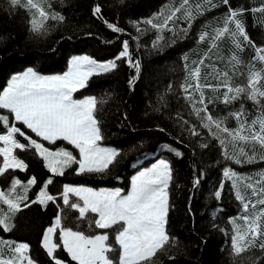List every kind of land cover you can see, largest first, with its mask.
I'll list each match as a JSON object with an SVG mask.
<instances>
[{
	"label": "trees",
	"instance_id": "trees-1",
	"mask_svg": "<svg viewBox=\"0 0 264 264\" xmlns=\"http://www.w3.org/2000/svg\"><path fill=\"white\" fill-rule=\"evenodd\" d=\"M33 2L43 9L47 19L40 16L37 8H26V0H20V4L15 6L10 4V0H0V92L7 87L13 75L28 68L41 75H56L68 70L74 56L88 55L99 62L110 61L118 56L123 50V43L127 41L131 64L128 57L119 59L116 70L93 75L85 88L74 93L76 99L97 98L95 115L103 136L100 145L115 149L120 154L106 174L77 175L74 170L78 165L74 164L66 169L65 175L55 176L49 172L47 162L35 149L16 150L15 154L24 160L28 168L23 171L9 169L0 175V190L10 188L14 179L26 183L35 176L37 184L28 192L29 200L35 199L42 185L52 176L53 182L48 185L47 191L57 199L55 203L49 202L46 208L38 204L25 208L22 203L21 210L12 217L13 230L5 232L0 229V241L26 242L30 245L29 256L35 263L54 264L42 248L41 241L45 229L54 223L59 205L64 209L62 217L66 214L62 222L73 230H77L79 223V230L86 235L107 232L114 248L109 257L118 261L120 251L115 243V233L120 226L112 229L93 226L89 229L87 218L78 222V211L71 209L70 205H63L61 194L64 186L105 187L122 189L127 193L136 173L159 159H165L173 169L168 188L166 226L170 239L152 258L154 264H264V249L259 246L264 237L258 239L255 246H249L239 254L234 252L232 238L235 224H239L243 231L245 225L240 217L246 213L243 202L236 198L237 189L223 177L224 169L231 167L245 177L261 178L264 160L259 158L260 146L255 147L257 159L253 163L238 165L224 158L218 140L201 126L205 113L196 114L202 106L199 103L193 106V101L199 99V90L194 87L196 77L192 75V70L199 67L200 84L216 85L219 81L214 75L227 72L234 87L246 88L245 94L230 104L222 102L226 91L223 86L218 91L203 88L205 103L212 101L208 104L209 113L214 118L227 117V127L238 128V122L229 113L239 111L241 106L244 108L242 120L247 124L257 117L264 118V97L258 96L260 103L257 104L248 99L247 94L250 91L249 79L254 72L261 74L256 87L264 91V62L254 59L256 50L264 48V12L256 11L264 8V0H229V5H224L221 0H212L214 7L207 0H189L188 5H184V0ZM197 5L203 6V15L198 14ZM96 6L101 8L100 15L95 14ZM229 7L242 10L239 18L252 44L241 37V47L237 49L232 38L225 37L212 46V30L223 27ZM176 8L181 11L168 22L167 27L153 29L146 23L152 20L158 25L162 24ZM186 9H190L194 16L190 28L185 18ZM53 14L63 19L53 20ZM109 24L118 26L122 31H113ZM137 25L142 31H137ZM229 26L234 30V24ZM183 28H187L186 33L181 31ZM204 31L210 35L201 41L199 36ZM233 56L238 58V62L232 59ZM137 64L138 67L135 66ZM182 85L193 87L186 93ZM189 93L192 99L187 98ZM0 115L8 116L9 126L14 122V116L8 110H0ZM15 123L51 150L63 147L79 159L78 150L67 142L49 144L25 126ZM193 127L198 135H193ZM256 128L259 129V124ZM213 131H216L214 126ZM0 134H6L2 122ZM17 139L27 143L18 135ZM235 147H244L250 155L253 152L251 144L242 141H237ZM227 150L233 152L232 143L228 144ZM176 152L182 155L177 156ZM2 163L3 157L0 156V166ZM197 177L199 183L194 185ZM221 184L222 194L217 199L215 192L220 190ZM22 192L23 189L18 186L17 193ZM250 192L242 189V194L255 202ZM69 199L70 204H82L72 194H69ZM262 208L264 205H257L253 214H258ZM7 211V206L0 204V212ZM249 212L253 210L250 208ZM88 217L96 218L91 213ZM55 242L60 243L59 231ZM9 255L7 249L2 256L6 258ZM57 257L65 264H76L62 246L57 250Z\"/></svg>",
	"mask_w": 264,
	"mask_h": 264
},
{
	"label": "snow or ice",
	"instance_id": "snow-or-ice-1",
	"mask_svg": "<svg viewBox=\"0 0 264 264\" xmlns=\"http://www.w3.org/2000/svg\"><path fill=\"white\" fill-rule=\"evenodd\" d=\"M122 2V0H121ZM212 5V0H207ZM224 5H229V0H221ZM11 5H19L20 0H10ZM189 0H184V5H188ZM213 7L215 5H212ZM26 8H37L40 16L47 19V14L33 0H26ZM196 10L199 15L204 14L203 6L197 5ZM95 14H101V8L96 6ZM181 11L180 8L174 9L162 24L154 23L152 20L146 21L153 29L167 27L168 22ZM264 12V8L256 9ZM242 10L229 11L224 18L222 28L213 29L211 33L212 46L216 41L225 37H231L235 47H241L240 38L243 37L249 44L253 42L247 35L242 19ZM53 20H62L63 17L53 14ZM178 18V17H177ZM187 27H191L194 19L193 12L190 9L185 10ZM234 24V30L229 26ZM115 32H121L118 26L109 24ZM35 27V22H33ZM137 31H142L137 25ZM187 32V28L181 29ZM175 35V33H173ZM210 33L204 31L200 34L199 40L204 41ZM254 46V45H253ZM128 42L123 43V50L117 57L107 62H98L97 60L84 55L71 58L70 67L63 74L41 75L28 68L26 71L15 74L11 77L6 88L0 92V110H8L13 114L14 122L9 126L7 115H0V122L6 129V134H0V156L3 157L2 166H0V175L8 172L9 169L27 170L28 165L23 159L19 158L16 150L26 151L29 148L35 149L36 153L46 161V167L50 173L55 176L65 175L66 169L72 165H78L74 171L77 175L85 174H106L109 166L113 165L120 154L115 149L102 147L100 141L103 139L99 121L96 118L97 98L86 97L83 99H74L73 94L79 89L86 87L88 80L101 73H108L117 69V61L128 57L131 64ZM264 62V48L256 50V57ZM238 62L236 56L232 57ZM204 63L203 60L200 61ZM138 67V64L135 65ZM192 75L196 77L194 87L199 90V99L193 101V106L199 103L202 107L196 111L197 116L200 112L205 113L202 117V127L208 129L209 134L216 138L222 146V155L225 159L232 160L235 164L253 163L257 159L255 152L256 145L260 146V159L264 160V118L257 117L251 124L243 121L244 108L241 106L237 112H231L229 115L238 122V128L231 129L227 127L225 121L227 117L214 118L208 110V104L205 103L203 88L209 87L213 91H218L223 86L226 91L223 96V103L230 104L237 100L247 91L243 86H233L228 77V73H217L214 78L219 81L216 85L199 82L200 68L192 70ZM259 72L251 74L249 79L248 99L260 101L257 97H264V91L256 87L260 78ZM193 85H182L184 92L188 93ZM188 99H192L189 93ZM18 122L26 129L30 130L36 137L41 138L49 144H56L57 141H65L78 150L79 159L73 155L72 151L61 147L57 150H51L44 143L33 139L21 127L16 126ZM187 123V121H185ZM259 124L257 130L256 125ZM213 126L216 131H213ZM245 131L247 134H244ZM193 135H198L195 127L192 129ZM222 133L223 135H217ZM24 138L27 143L17 139ZM230 138V140L228 139ZM242 141L251 144L253 152L250 155L244 147L236 149L235 143ZM233 144V152L227 150L228 144ZM207 147V145H204ZM177 156L182 154L176 152ZM243 158V159H241ZM223 177L230 180L232 187L236 188V198L243 202V209L246 213L240 217L243 220L245 228L241 230L239 224H235V235L232 238V247L236 254L246 250L249 246H255L258 239L264 237V208L258 214H253L257 205H264V173L261 178L253 179L245 177L236 172L231 167L225 168ZM173 178V169L169 161L160 159L157 163L148 168H144L136 174L131 180V187L127 193L122 189L115 190H96L86 186L65 185L62 192L63 205L78 211L77 221L88 220V228L93 226L98 229H112L119 225V230L115 233V243L119 246L120 255L117 260L109 257V253L114 251L109 242V234L86 235L84 231L66 226L62 221L66 219V214L62 217L64 209L57 205L58 212L54 223L48 226L42 236L41 246L46 250V254L54 261V264H65L62 259L57 257V250L62 248L68 253L71 260L76 264H154L152 258L157 252L163 249L168 243L169 236L166 231L167 217L169 212V193L168 188ZM52 176L42 185L35 199L29 200V190L37 184L35 176L23 183L20 179H14L10 188L0 190V204L6 205L8 211L0 212V229L5 232H11L14 225L11 223L15 213L21 210L23 203L25 208L38 204L47 207L49 202H56L57 197L50 195L47 191L48 185L52 184ZM199 183V178L194 180V185ZM23 189L22 194L17 193V187ZM223 184L220 190L215 192V197L219 199L222 194ZM242 189L251 190V197L242 194ZM69 194L74 195L79 202L71 203ZM253 212L250 213L249 209ZM94 214L95 219L88 217V214ZM59 231V241L53 239ZM3 243L10 255L8 257L0 256V264H35L29 256L30 245L26 242L0 241ZM260 248L264 249V240L260 242Z\"/></svg>",
	"mask_w": 264,
	"mask_h": 264
},
{
	"label": "rangeland",
	"instance_id": "rangeland-1",
	"mask_svg": "<svg viewBox=\"0 0 264 264\" xmlns=\"http://www.w3.org/2000/svg\"><path fill=\"white\" fill-rule=\"evenodd\" d=\"M81 56H84V55H81ZM88 56V55H87ZM90 57V56H89ZM92 58V57H91ZM94 59V58H93ZM99 62V61H98ZM70 67V66H69ZM73 98L74 99H76L75 97H74V94H73ZM3 146V143L1 142V146L0 147H2ZM160 160V159H159ZM159 160H157L156 162H154V163H157ZM153 163V164H154ZM151 166V165H150ZM149 166V167H150ZM136 174H138V173H136ZM135 174V175H136ZM134 175V176H135ZM133 176V177H134ZM75 186V185H74ZM87 187V186H86ZM93 189H96V190H101V189H103V190H115V189H113V188H105V187H103V188H93ZM100 234H103V233H100ZM54 240H55V237L53 238ZM6 251H7V248H6V246H3V245H1L0 244V256H2V255H4L5 253H6ZM35 264H37V263H35Z\"/></svg>",
	"mask_w": 264,
	"mask_h": 264
},
{
	"label": "crops",
	"instance_id": "crops-1",
	"mask_svg": "<svg viewBox=\"0 0 264 264\" xmlns=\"http://www.w3.org/2000/svg\"><path fill=\"white\" fill-rule=\"evenodd\" d=\"M71 186H73V185H71Z\"/></svg>",
	"mask_w": 264,
	"mask_h": 264
}]
</instances>
